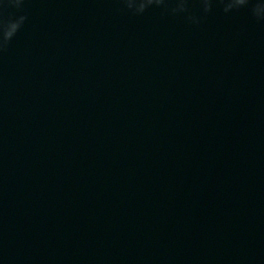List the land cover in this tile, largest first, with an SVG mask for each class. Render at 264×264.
Returning <instances> with one entry per match:
<instances>
[{"label": "water", "instance_id": "1", "mask_svg": "<svg viewBox=\"0 0 264 264\" xmlns=\"http://www.w3.org/2000/svg\"><path fill=\"white\" fill-rule=\"evenodd\" d=\"M0 264H264V0H0Z\"/></svg>", "mask_w": 264, "mask_h": 264}, {"label": "snow or ice", "instance_id": "2", "mask_svg": "<svg viewBox=\"0 0 264 264\" xmlns=\"http://www.w3.org/2000/svg\"><path fill=\"white\" fill-rule=\"evenodd\" d=\"M241 3H243V0H241Z\"/></svg>", "mask_w": 264, "mask_h": 264}]
</instances>
